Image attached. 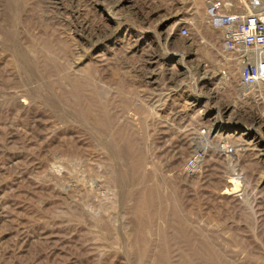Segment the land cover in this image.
Listing matches in <instances>:
<instances>
[{
    "label": "rangeland",
    "instance_id": "374dc122",
    "mask_svg": "<svg viewBox=\"0 0 264 264\" xmlns=\"http://www.w3.org/2000/svg\"><path fill=\"white\" fill-rule=\"evenodd\" d=\"M208 1L0 0V264H264V150L184 172Z\"/></svg>",
    "mask_w": 264,
    "mask_h": 264
},
{
    "label": "built area",
    "instance_id": "2783aa9c",
    "mask_svg": "<svg viewBox=\"0 0 264 264\" xmlns=\"http://www.w3.org/2000/svg\"><path fill=\"white\" fill-rule=\"evenodd\" d=\"M203 20L219 33L215 53L194 60L179 52L169 58L180 70V85L189 92L180 110L188 131L190 153L184 164L188 176L200 174L209 158L231 164L247 150L254 157L264 150V16L248 4L236 8L211 0ZM190 26L191 22L181 24L178 34L189 37ZM227 88L233 91L234 102L224 105L215 97Z\"/></svg>",
    "mask_w": 264,
    "mask_h": 264
},
{
    "label": "bare ground",
    "instance_id": "6f19581e",
    "mask_svg": "<svg viewBox=\"0 0 264 264\" xmlns=\"http://www.w3.org/2000/svg\"><path fill=\"white\" fill-rule=\"evenodd\" d=\"M263 0H254L253 7L251 10L260 16H264V4L262 3ZM230 182V181H229Z\"/></svg>",
    "mask_w": 264,
    "mask_h": 264
}]
</instances>
